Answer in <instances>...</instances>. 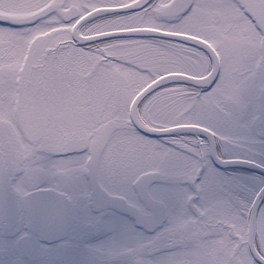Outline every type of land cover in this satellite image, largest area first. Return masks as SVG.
Instances as JSON below:
<instances>
[{
    "label": "snow or ice",
    "instance_id": "1",
    "mask_svg": "<svg viewBox=\"0 0 264 264\" xmlns=\"http://www.w3.org/2000/svg\"><path fill=\"white\" fill-rule=\"evenodd\" d=\"M0 264H264V0H0Z\"/></svg>",
    "mask_w": 264,
    "mask_h": 264
}]
</instances>
